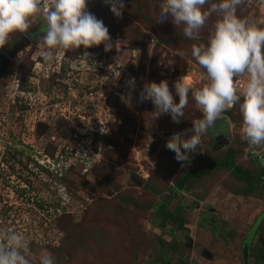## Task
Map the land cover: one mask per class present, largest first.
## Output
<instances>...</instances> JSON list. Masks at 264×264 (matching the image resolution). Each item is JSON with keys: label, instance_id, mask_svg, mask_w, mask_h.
I'll return each instance as SVG.
<instances>
[{"label": "rangeland", "instance_id": "obj_1", "mask_svg": "<svg viewBox=\"0 0 264 264\" xmlns=\"http://www.w3.org/2000/svg\"><path fill=\"white\" fill-rule=\"evenodd\" d=\"M160 2L124 0L122 17L117 18L104 0H87V11L108 28L114 44L109 52H115L128 70L149 81L163 79L168 73L177 78L192 66L200 69L191 57V47L207 42L216 19L210 18L201 40L192 41L171 19L156 21ZM237 15L262 27L261 15L254 7L243 5ZM41 23L42 18L33 24L35 32L24 34L29 44L11 57L0 73V230H15L28 238L32 264H38L45 250L56 258V264H158L161 258L175 264L182 254L187 264H241L240 248L251 231V251L264 254L260 242L264 240V186L243 194L238 190L244 188L243 182L235 180L229 170L214 166L210 172L190 179L187 189L175 190L174 182L182 174L202 170L228 154L252 175L264 169V156L257 157L249 148L237 116L229 117L230 127L222 123L231 135L228 144L213 150L212 134L204 136L197 150L201 159L190 164L177 161L165 144L174 133H185L192 128V120L200 118L191 96L180 123H174L169 114L153 120L154 106L137 97L132 98L134 111L129 113L125 107L114 105L112 99L110 105L99 103L93 110L88 100L79 97L71 103L74 111L107 117L109 110L111 120L106 127L110 131L104 138L86 139L95 153L86 167L72 158L66 166L61 162L66 147L77 152V146L71 140L68 130L72 128L66 125L65 114L61 117L53 103L62 106L87 87L94 78L91 53L103 45L57 53L52 63H45ZM18 34L16 39L22 35ZM132 49L140 50L135 63ZM63 62L69 66L62 76L51 75ZM31 75L30 80L27 76ZM19 77L25 89L33 91L21 92L20 104H11L10 95ZM172 94L178 103L179 97ZM112 106L120 109L113 112L109 109ZM72 121L77 127L73 116ZM188 135L191 132L185 138ZM51 158L58 162L54 168L64 164L59 182L38 164L42 159L50 163ZM130 173L143 178V184L135 185ZM66 201L69 204L62 211ZM162 202L165 212L184 205L181 219L190 227V247L182 243L175 222L157 214L156 206ZM66 212L70 214L63 215ZM254 258L250 256V264H264V260L257 263Z\"/></svg>", "mask_w": 264, "mask_h": 264}, {"label": "clouds", "instance_id": "obj_2", "mask_svg": "<svg viewBox=\"0 0 264 264\" xmlns=\"http://www.w3.org/2000/svg\"><path fill=\"white\" fill-rule=\"evenodd\" d=\"M247 2L161 0L159 3L156 21L164 23L171 19L175 27L182 26L184 36L192 41L201 40L202 30L210 18L216 17L207 42L194 43L191 47V57L202 70L201 86L196 87L185 76L180 77L174 83L178 103L164 80L145 83L139 94L140 102L151 101L154 105L153 120L169 114L174 123H180L190 96L201 112V118L192 120L191 129L174 133L165 144L179 162L187 161L189 153L197 152L202 138L215 133L224 113L235 106L242 117L243 139L257 157L264 156L261 151L264 150V27L237 15L238 9ZM104 3L115 17H122L124 0H104ZM258 6L264 10V0H258ZM41 18L40 32L46 49L41 55L45 63H52L57 53L65 54L81 46L89 49L102 44L105 52L114 47L103 21L87 11V0H0V48L9 42L12 34H27ZM131 53L135 63L140 50L132 49ZM126 87L129 91L120 99L130 106L134 77L126 82ZM109 131L103 124L99 129L102 135ZM188 132L191 135L185 138ZM60 165L56 167L59 172L64 169ZM50 175L58 174L50 172ZM68 204L66 201L64 206ZM31 255L30 241L23 233L0 230V264H32ZM38 264H56V258L45 250Z\"/></svg>", "mask_w": 264, "mask_h": 264}, {"label": "built area", "instance_id": "obj_3", "mask_svg": "<svg viewBox=\"0 0 264 264\" xmlns=\"http://www.w3.org/2000/svg\"><path fill=\"white\" fill-rule=\"evenodd\" d=\"M245 7H254L257 9V11L260 13V22L262 23V27H264V10H261V8L258 6V0H248V2L244 5ZM91 58L89 60H92V65H95L92 67L93 71L91 72L92 75L94 76L95 80L93 81L94 78L90 80L88 83L87 87L83 90L77 91L75 95H72V97L62 103V106H60L59 102H54L53 107L56 112L61 117H64L65 114V123L67 126L71 127L72 129H69L68 132L72 134V139L74 142H76L77 146V152L76 150L70 147H66L65 149V160H62L61 162H66L68 159L72 158L76 160V162L80 165V167L84 168L86 167L87 163L92 160L93 156L95 153L89 149V146L86 144V139L84 135L87 132H92V133H97L100 134L99 129L101 128L102 124L103 126L106 127V124L110 119H108L110 112L109 110L107 112V117L104 116H96V115H89L86 113H80L77 111L73 110V106L71 103L74 100H77L79 97H81L84 100H88L90 103V106L92 107L93 110H95V107L101 103L102 105H110L108 104L110 102V99H112L114 102L113 104L119 107H125L129 112H133V104L131 106L126 105L123 103L120 99L121 95H125L129 89L126 87V82L130 78H135V87L132 90V98L139 97L140 92L143 90V85L145 83H151V82H156L159 83L160 81L164 80L167 81L169 89L172 93L175 92L174 88V83L182 76H185L188 78L190 81L194 83L196 87L201 86L202 80V70L192 66L188 67V69L184 72L183 75H179V77L174 78L172 77V74L168 73L167 77L157 80V81H152V80H147L145 77H142L138 75L134 71L128 70L127 67H125V63L119 59V63L116 64L117 60V55L116 53L112 52H105L104 50L102 51H95L91 53ZM124 64V65H123ZM123 65L122 67H120ZM93 81V82H92ZM80 92V96L78 95ZM12 103V100H10ZM95 102V103H94ZM150 105L154 106L151 101H148ZM195 105V104H194ZM118 107H109V109H113V112L117 110ZM196 108V107H195ZM120 109V108H118ZM197 109V108H196ZM198 110V109H197ZM118 111V110H117ZM199 111V110H198ZM78 112V113H77ZM231 114H237L239 116L240 122H241V127H242V117L239 112L238 106H235L229 110H227L224 113V119L226 121H229V115L228 113ZM201 114V112L199 111ZM95 114V113H94ZM72 116L74 117V122L78 124L77 127H74L70 121H72ZM73 122V121H72ZM230 124V123H229ZM76 128V129H75ZM71 130V131H70ZM83 145V147H79V145ZM42 165H45L47 168L52 165L51 169L52 173L60 174L59 168L56 170L55 164L57 165V160L54 161V159L51 158V162L49 163L48 159H42V161H38ZM62 163V164H63ZM64 165V164H63ZM49 170V169H48Z\"/></svg>", "mask_w": 264, "mask_h": 264}, {"label": "trees", "instance_id": "obj_4", "mask_svg": "<svg viewBox=\"0 0 264 264\" xmlns=\"http://www.w3.org/2000/svg\"><path fill=\"white\" fill-rule=\"evenodd\" d=\"M249 8V7H248ZM261 26V25H260ZM32 32H35V30H34V27H32L30 30H29V32L26 34V35H28L29 33H32ZM18 34V33H17ZM13 35L12 37H10V39H9V42L3 47V48H0V50L2 51V50H4L5 51V49L6 48H8V46H9V44L13 41V40H15L17 37L16 36H19V34L18 35ZM102 50H104V47H100V48H97V51H102ZM111 51H113V49L111 50ZM69 65H68V63L67 62H63V63H59V65H58V70L57 71H55V73H53L52 72V74L51 75H54V76H60L61 74H63L64 72H65V70H66V67H68ZM62 76V75H61ZM29 79L32 77V75L31 76H27ZM55 77V78H56ZM25 78V77H24ZM15 80V79H14ZM31 80V79H30ZM56 80H57V78H56ZM23 83V81H22V77H19V79H16V83H15V85H14V89H13V94L12 95H10V96H12V97H10V100H12V103L11 104H15V103H17V104H20V100L19 99H22V95L20 96V98H19V94H21V92H25V93H28L29 91H33L32 89H25V87H24V85L22 84ZM137 99L139 100V97H137ZM197 110V109H196ZM198 111V110H197ZM198 113H199V111H198ZM199 115H200V118H201V114L199 113ZM228 115H229V117L230 118H233V117H238L239 118V116L237 115V114H231V112L230 113H228ZM40 125H42L43 127H45V125H43V124H40ZM104 135L105 134H96V133H92V132H87L85 135H84V137L85 138H89L90 140H91V138L92 137H99L100 139L101 138H104ZM61 151L63 152V149H61ZM50 156V155H49ZM214 166H219V167H222V168H225V169H227V170H229L230 172H231V174H232V176H233V178L235 179V180H238V181H241V182H243L244 183V188H239L238 190H240V192L241 193H243V194H248L250 191H252V189L253 188H256V187H262V186H264V169H261L260 171H259V173H257L256 175H252V174H250V172L246 169V168H243V167H241L240 165H238L237 163H234L233 161H232V158H231V154H228V156H226L223 160H219V161H215L211 166H209L208 167V169H206V170H209V168H212V167H214ZM41 169L47 174V175H50V172L46 169V168H44V167H41ZM193 175H197V172H187V173H185L182 177H180V179H178V180H176L174 183H175V188H178V187H181V186H184L185 185V182L187 181V179L189 178V177H191V176H193ZM52 176V175H51ZM64 176V173H62V171L60 172V174H58V175H55V176H52L53 177V180L55 181H58L60 178H62ZM59 182V181H58ZM186 186V185H185ZM64 207L65 206H61L60 207V209L62 210V211H64ZM163 209H164V202H162V203H160V204H158L157 206H156V210L158 211V213L157 214H160V218L161 219H165V218H167V217H171V215H166V213L163 211ZM66 215V214H70V213H68V212H66V213H63V215ZM264 218V217H263ZM263 218H262V220H263ZM261 220V221H262ZM258 226H259V224H258ZM258 226L255 228V229H257L258 228ZM254 232V231H253ZM253 234V233H252ZM260 242L262 243V244H264V240L263 239H261L260 240ZM160 243L161 244H163V242L160 240ZM58 244V243H57ZM58 246V245H57ZM252 255H254L255 256V261L257 262V263H260V262H262L263 260H264V254L263 253H253L252 251H251V245L249 244V246H248V260H249V263H250V256H252ZM159 260V259H158ZM150 264H156V262L154 263V262H151Z\"/></svg>", "mask_w": 264, "mask_h": 264}, {"label": "water", "instance_id": "obj_5", "mask_svg": "<svg viewBox=\"0 0 264 264\" xmlns=\"http://www.w3.org/2000/svg\"><path fill=\"white\" fill-rule=\"evenodd\" d=\"M30 42L29 38L22 34L18 39L14 40L10 46L7 48L6 52L1 55L0 57V73L6 70L7 65L10 62L11 57L23 49L26 45H28ZM228 140L225 136L222 134H217L213 136V141L211 148L214 149H219L227 145ZM189 159L187 161L193 162L196 161L201 155L199 153H190ZM131 181L137 185L141 186L143 184V178H141L139 175L135 173H130L129 175ZM263 213V211L261 212ZM253 232L251 231L249 234L247 233L246 239L244 240V243H242L241 248H240V261L241 264H250L248 260V246L250 244L251 238L253 236ZM188 241L189 238L186 240L187 246H188Z\"/></svg>", "mask_w": 264, "mask_h": 264}, {"label": "flooded vegetation", "instance_id": "obj_6", "mask_svg": "<svg viewBox=\"0 0 264 264\" xmlns=\"http://www.w3.org/2000/svg\"><path fill=\"white\" fill-rule=\"evenodd\" d=\"M2 54H4V51L0 50V57H1ZM224 121H225V119H223V121L221 123H218V125L222 127V123ZM225 128L226 127H224V129L220 130V132L217 133V134H222L223 136H226V138L228 140L231 135H230V132H227V130H225ZM221 131H223V132H221ZM217 134L214 133L212 135L211 144H212V141H213V136H215ZM187 162H189V161H187ZM183 189H187V187L184 185V186L175 188V190H177V191L178 190H183ZM164 205H165V203H164ZM183 209H184V205L183 204H179L178 207L172 209L170 212H165V211L164 212L166 213V215H171V217H167V218H165V220H171L172 219L175 222V225L177 226V228H179V229H177L178 230L177 231L178 235L180 236L181 239H183L182 243L184 245H187V244H185L186 240L189 238V241H190V239H191V237H190V227L185 226L183 224L182 219H181L182 218ZM215 229L217 230V229H219V227H217L215 225ZM171 237H173V235H171ZM160 240L164 243V241L161 238L158 239L159 243H160ZM189 241H188V246L187 247H190ZM200 253H201V251H200ZM158 264H170V261H168V259L161 258V259H159ZM175 264H187V257L184 254H182L181 256H179L176 259V263Z\"/></svg>", "mask_w": 264, "mask_h": 264}, {"label": "crops", "instance_id": "obj_7", "mask_svg": "<svg viewBox=\"0 0 264 264\" xmlns=\"http://www.w3.org/2000/svg\"><path fill=\"white\" fill-rule=\"evenodd\" d=\"M229 121H230V120H229ZM221 122H222V121H219L218 123H221ZM225 122L229 125V127L231 126V125L229 124V123H231V122L228 123V121H226V120H225ZM218 123H217V126H218V127H217V130H216V132H215L216 134L219 133L220 130L224 129L223 127L219 126ZM225 129H226V128H225ZM221 132H223V131H221ZM213 134H214V133H213ZM213 134H212V135H213ZM225 137H226V136H225ZM170 138H171V137H169V139H170ZM169 139H168V140H169ZM227 144H228V143H227ZM225 146H226V145H225ZM222 148H223V147H222ZM222 148H219V149H222ZM195 153H199V154L201 155V152H200V151L195 152ZM189 154H190V153H189ZM189 154H188V155H189ZM200 159H201V157H199L196 161L188 162V163H190V164H194V163H195V164H196V163H198V161H200ZM217 161H219V160H217ZM211 165H212V163L209 164V166H211ZM209 166H207L206 168H204V169H202V170H201V169L199 170V169L196 168V169H197V170L195 169L196 171H200V172H199V175H193V176L189 177V178L187 179V181L185 182V185L188 184V182L190 181V179L195 178V177H197V176H200V175H203V174H206V173L210 172V170H211L213 167H212V168H209V170H206V169H208ZM195 170H191V171H187V172H195ZM187 172H185V173H187ZM185 173H184V174H185ZM184 174H182L181 177H182Z\"/></svg>", "mask_w": 264, "mask_h": 264}]
</instances>
